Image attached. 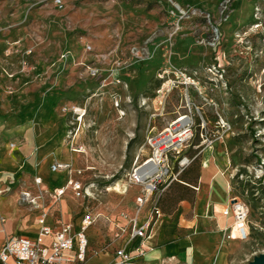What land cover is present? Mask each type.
Wrapping results in <instances>:
<instances>
[{"label": "rangeland", "instance_id": "374dc122", "mask_svg": "<svg viewBox=\"0 0 264 264\" xmlns=\"http://www.w3.org/2000/svg\"><path fill=\"white\" fill-rule=\"evenodd\" d=\"M0 28V77L29 82L34 106L54 92L67 124L62 144L76 157L68 177L90 195L68 192L56 205L71 209L74 225L86 213L95 219L88 255L111 251V221L134 196L133 162L148 153V135L182 114L195 121L184 149L195 159L182 179L194 185L201 161L213 158L229 179V196L250 208L248 251L239 264L264 251V0H63L62 7L0 0ZM25 58L38 66L29 77L20 72ZM59 75L62 83L53 85ZM19 83L0 89L14 92ZM18 180L1 186L0 198L14 194L28 205L20 195L41 192L34 176ZM121 180L125 186L116 184ZM195 192L174 184L163 210L175 211L182 200L190 208ZM39 203L50 201L45 195Z\"/></svg>", "mask_w": 264, "mask_h": 264}, {"label": "crops", "instance_id": "0c3cea01", "mask_svg": "<svg viewBox=\"0 0 264 264\" xmlns=\"http://www.w3.org/2000/svg\"><path fill=\"white\" fill-rule=\"evenodd\" d=\"M34 67L37 70L36 64ZM62 80L63 76L59 75L53 80V85L61 84ZM9 83L19 82L17 78L9 80L0 77V88ZM28 83H19L18 89L11 93L0 89V187L6 183H18L22 176L30 183L31 177L34 176V186L41 194L26 191L29 192L30 198H35L37 205L26 202L28 205L21 206L14 194L0 198V248L8 238L16 234L35 236L39 228L38 218L43 211L48 214L47 223L54 228L61 222L73 223L71 209L62 203L56 205L59 201L55 202L52 197L54 189L64 185L69 179L68 171L61 169L58 170L60 172H48L56 161L70 166L75 162V155L70 152L69 147L64 148L62 144L67 124L55 109L54 92L44 93L40 98V105L34 106L31 101L37 97V91L34 87L27 86ZM72 151L79 152L78 149ZM218 170L221 169L213 158L203 164L201 161L194 185L182 179V175L180 181L171 185L182 183L196 191L194 203L190 208L187 207L186 201L182 200L175 211L165 212L162 204L167 191L164 193L161 201L163 216L146 238L148 249L144 256L138 258L139 263H240L247 254L248 240L228 239L225 236L224 229L232 224L233 216L223 214L222 210L232 196H229L228 177L224 171V174H221ZM42 171H45L47 178L41 175ZM37 177L42 179L43 184H36ZM51 182L55 184L53 189H50ZM129 187L134 196L131 197L129 206L123 209L132 207L139 191L137 186ZM68 192L75 194L72 189H68L63 197ZM45 195L50 204L40 205L39 199ZM119 212L111 221L112 235L113 221L122 222ZM122 246H127L128 249L130 244L116 240L111 251L88 255L85 264H112L116 249Z\"/></svg>", "mask_w": 264, "mask_h": 264}, {"label": "built area", "instance_id": "2783aa9c", "mask_svg": "<svg viewBox=\"0 0 264 264\" xmlns=\"http://www.w3.org/2000/svg\"><path fill=\"white\" fill-rule=\"evenodd\" d=\"M53 1L56 6H63V0ZM88 49H92V46H88ZM10 52L8 50L7 55ZM30 54L31 50L27 55ZM67 57L68 52L61 54V59ZM34 71V64L25 58L20 72L29 77ZM9 92H13V89L9 88ZM194 126L192 116L182 114L168 127L148 135L144 144L148 153L143 157L137 156L128 174V185L139 187V191L132 207L119 212L122 222L113 221L114 241L123 240L130 246L128 249L127 246L117 248L112 264H142L138 262V258L144 256L148 249L146 238L163 216L161 201L164 193L174 182L180 181L183 172L195 159L184 152L194 137ZM58 169L67 170L69 175L72 172L69 164L56 161L51 165V170L55 172ZM35 182L37 185L43 184L40 177ZM68 189H72L77 196L90 195L85 192L87 189L80 180L69 177L64 185L54 189L53 200H61ZM29 196V192H23L21 199L37 205L35 198ZM222 212L233 216L232 224L224 229L226 238L248 240L251 234L249 206L237 196H232ZM47 215L46 211L40 214L35 236L16 234L5 241L0 248V263L85 264L89 254L87 230L95 221L92 215L86 213L78 225L61 222L56 228L47 223Z\"/></svg>", "mask_w": 264, "mask_h": 264}, {"label": "water", "instance_id": "95a60500", "mask_svg": "<svg viewBox=\"0 0 264 264\" xmlns=\"http://www.w3.org/2000/svg\"><path fill=\"white\" fill-rule=\"evenodd\" d=\"M249 264H264V251L255 255Z\"/></svg>", "mask_w": 264, "mask_h": 264}, {"label": "bare ground", "instance_id": "6f19581e", "mask_svg": "<svg viewBox=\"0 0 264 264\" xmlns=\"http://www.w3.org/2000/svg\"><path fill=\"white\" fill-rule=\"evenodd\" d=\"M174 5H175L177 8H180L179 4H177V3H174ZM180 5H181V4H180ZM124 112H125V111H124ZM124 112L121 111L122 114H124ZM180 120H181V119H180ZM180 120H179V121H180ZM82 121H83V117H82ZM79 132H80V130H79ZM79 132H78V134L76 135V137L79 135ZM12 145H13V144H12ZM33 160H34V159H33ZM58 170H61V169H58ZM58 170H56L55 172H58ZM220 173H221V174H224V172H220ZM223 176H224V175H223ZM227 181H228V180H227ZM125 183H126V181H124V180H123V181L121 180V181H119V182H116V184H118V186H120V185H122V184L125 186ZM111 189H112V188L109 187V188H108V191H111Z\"/></svg>", "mask_w": 264, "mask_h": 264}]
</instances>
